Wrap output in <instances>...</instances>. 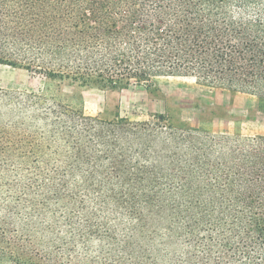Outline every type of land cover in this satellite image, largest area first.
I'll list each match as a JSON object with an SVG mask.
<instances>
[{
    "label": "trees",
    "instance_id": "16d2710c",
    "mask_svg": "<svg viewBox=\"0 0 264 264\" xmlns=\"http://www.w3.org/2000/svg\"><path fill=\"white\" fill-rule=\"evenodd\" d=\"M0 64L104 90L182 76L264 111V0H0ZM0 88V261L264 264V135ZM43 256V255H42ZM50 264V263H49Z\"/></svg>",
    "mask_w": 264,
    "mask_h": 264
},
{
    "label": "rangeland",
    "instance_id": "374dc122",
    "mask_svg": "<svg viewBox=\"0 0 264 264\" xmlns=\"http://www.w3.org/2000/svg\"><path fill=\"white\" fill-rule=\"evenodd\" d=\"M0 88H48V93L59 95L68 103L76 104L79 97L85 114L108 119L119 113L130 120L141 121L151 118L152 114L162 113L172 124L180 127L264 135V111L258 108L256 97L200 85L190 77L158 74L152 77L149 88L135 86L104 90L71 85L67 81L46 80L23 68L0 64ZM24 250L36 262L55 264L44 258L51 249L44 251L28 247Z\"/></svg>",
    "mask_w": 264,
    "mask_h": 264
}]
</instances>
